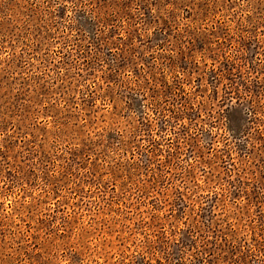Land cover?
<instances>
[{
	"label": "rangeland",
	"instance_id": "374dc122",
	"mask_svg": "<svg viewBox=\"0 0 264 264\" xmlns=\"http://www.w3.org/2000/svg\"><path fill=\"white\" fill-rule=\"evenodd\" d=\"M0 264H264V0H0Z\"/></svg>",
	"mask_w": 264,
	"mask_h": 264
}]
</instances>
